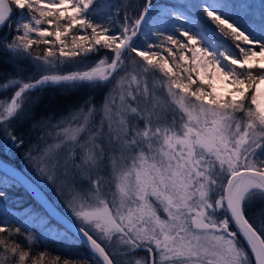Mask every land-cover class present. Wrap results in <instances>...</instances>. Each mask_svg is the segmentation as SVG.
<instances>
[{"label": "snow or ice", "instance_id": "snow-or-ice-1", "mask_svg": "<svg viewBox=\"0 0 264 264\" xmlns=\"http://www.w3.org/2000/svg\"><path fill=\"white\" fill-rule=\"evenodd\" d=\"M0 91V264H264V0H0Z\"/></svg>", "mask_w": 264, "mask_h": 264}, {"label": "trees", "instance_id": "trees-1", "mask_svg": "<svg viewBox=\"0 0 264 264\" xmlns=\"http://www.w3.org/2000/svg\"><path fill=\"white\" fill-rule=\"evenodd\" d=\"M37 51H39V49H37ZM0 94H3V92L0 91ZM2 143H3V139L0 138V144ZM0 158L12 165H16L17 167H19L21 164L19 153L13 155L12 153H6L5 151L0 150Z\"/></svg>", "mask_w": 264, "mask_h": 264}, {"label": "water", "instance_id": "water-1", "mask_svg": "<svg viewBox=\"0 0 264 264\" xmlns=\"http://www.w3.org/2000/svg\"><path fill=\"white\" fill-rule=\"evenodd\" d=\"M0 160H2V159H0ZM2 161H4V160H2Z\"/></svg>", "mask_w": 264, "mask_h": 264}]
</instances>
